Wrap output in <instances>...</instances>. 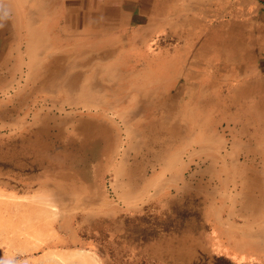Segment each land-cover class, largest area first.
<instances>
[{"label": "rangeland", "instance_id": "obj_1", "mask_svg": "<svg viewBox=\"0 0 264 264\" xmlns=\"http://www.w3.org/2000/svg\"><path fill=\"white\" fill-rule=\"evenodd\" d=\"M263 56L260 0H0V264H264Z\"/></svg>", "mask_w": 264, "mask_h": 264}, {"label": "bare ground", "instance_id": "obj_2", "mask_svg": "<svg viewBox=\"0 0 264 264\" xmlns=\"http://www.w3.org/2000/svg\"><path fill=\"white\" fill-rule=\"evenodd\" d=\"M23 1V0H22ZM47 18V17H46ZM27 19V18H26ZM29 20V19H28ZM20 21V20H19ZM18 21V22H19ZM17 27H19V26H17ZM44 30V29H43ZM84 30V29H83ZM45 31V30H44ZM39 32V31H38ZM31 33V32H30ZM41 33H42V29H41ZM18 34V33H17ZM32 34V33H31ZM35 34V33H34ZM36 35H38V34H36ZM33 36V35H32ZM31 36V37H32ZM28 37V36H27ZM34 37H36V36H33V38ZM5 38V37H4ZM46 38H47V36H46ZM27 40V39H26ZM52 40V39H51ZM57 41V40H56ZM8 42V41H7ZM59 42V41H58ZM58 42H56V43H58ZM30 43V42H29ZM28 43V44H29ZM60 43V42H59ZM51 44V43H50ZM21 46V45H20ZM27 46H29V45H27ZM14 47V46H13ZM19 47V46H18ZM20 49V48H19ZM29 50V49H28ZM114 50V49H113ZM231 50V49H230ZM27 51V50H26ZM28 52V51H27ZM33 52V51H32ZM35 52H36V50H35ZM243 52V51H242ZM78 54V53H77ZM106 54V53H105ZM37 55V54H36ZM66 55V54H65ZM241 55V54H240ZM73 56V55H72ZM79 56V55H78ZM107 56V55H106ZM28 57V56H27ZM70 57V56H69ZM244 57V56H243ZM259 57V56H258ZM264 57V56H263ZM32 58V57H31ZM217 58V57H216ZM242 58V57H241ZM248 58V57H247ZM250 58V57H249ZM248 58V59H249ZM260 58V57H259ZM243 59V58H242ZM246 59V58H245ZM35 60V59H34ZM75 60V59H74ZM33 61V60H32ZM242 61V60H241ZM247 61V60H246ZM3 62V61H2ZM31 62V61H30ZM35 63H36V61H34ZM34 63V64H35ZM239 63H240V61H239ZM243 63V62H242ZM75 64V63H74ZM247 64V63H246ZM264 64V63H263ZM39 65V64H38ZM240 65V64H239ZM28 66V65H27ZM72 66V65H71ZM21 67V66H20ZM33 67V66H32ZM59 68V67H58ZM62 68V67H61ZM33 69V68H32ZM60 69V68H59ZM66 70V69H65ZM236 70V69H235ZM234 70V71H235ZM57 71H59V70H57ZM30 74V73H29ZM58 75V74H57ZM57 77V76H56ZM78 80H80V79H78ZM76 81V80H75ZM258 81V80H257ZM264 81V80H263ZM70 82V81H69ZM214 82V81H213ZM212 82V83H213ZM67 84V83H66ZM229 84V83H228ZM72 86H73V84H72ZM227 86H229V85H227ZM232 86V85H231ZM46 88V87H45ZM228 88V87H227ZM236 88V87H235ZM251 88V87H250ZM249 88V89H250ZM231 92V91H230ZM230 95V94H229ZM252 98V97H251ZM254 98V97H253ZM66 99V98H65ZM75 99V98H74ZM245 100V99H244ZM253 100H256V98H254ZM217 101V100H216ZM222 102V101H221ZM244 102V101H243ZM247 102V101H246ZM75 103H76V101H75ZM248 103V102H247ZM35 104V103H34ZM70 104H71V102H70ZM78 104V103H77ZM89 104V103H88ZM249 104V103H248ZM257 104V103H256ZM220 105V104H219ZM246 105V104H245ZM80 106V105H79ZM93 106V105H92ZM214 106H215V104H214ZM218 106V105H217ZM249 106V105H248ZM243 107V106H242ZM259 107H260V105H259ZM82 108V107H81ZM79 109V108H78ZM98 109V108H97ZM246 109V108H245ZM92 110V109H91ZM248 110V109H247ZM77 111V110H76ZM260 111V110H259ZM259 111H258V113H259ZM233 113V112H232ZM232 113L230 114L231 116H233L232 115ZM238 113V112H237ZM240 113V112H239ZM255 113V112H254ZM234 115H235V112L233 113ZM255 115H256V113H255ZM242 116V115H241ZM235 117V116H234ZM250 117V116H249ZM256 117H257V115H256ZM259 117V116H258ZM260 117H262V116H260ZM243 118V117H242ZM264 118V117H263ZM236 120V119H235ZM242 120V119H241ZM252 120V119H251ZM253 121V120H252ZM240 122V121H239ZM253 122H255V120L253 121ZM258 122H259V120H258ZM215 123V122H214ZM241 123V122H240ZM243 123V122H242ZM249 123V122H248ZM217 124V123H216ZM261 124V123H260ZM87 126V125H86ZM148 126V125H147ZM241 126V125H240ZM243 126V125H242ZM250 126V125H249ZM258 126V125H257ZM216 127V126H215ZM244 127V126H243ZM240 128H242V127H240ZM82 129V128H81ZM80 129V130H81ZM190 129V128H189ZM78 130V129H77ZM191 131V130H190ZM256 131V130H255ZM263 131V130H262ZM188 132V131H187ZM249 132V131H248ZM253 132V131H252ZM258 132V131H257ZM95 133V132H94ZM243 133V132H242ZM246 134V133H245ZM264 134V133H263ZM87 136V135H86ZM190 136V135H189ZM256 136V135H255ZM254 136V137H255ZM97 137V136H96ZM95 137V138H96ZM115 137H117V136H115ZM183 137V136H182ZM253 137V138H254ZM262 137V136H261ZM256 138V137H255ZM258 138V137H257ZM256 138V139H257ZM104 139V138H103ZM61 140V139H60ZM59 140V141H60ZM105 140V139H104ZM254 140V139H253ZM33 141V140H32ZM56 141H58V140H56ZM239 141V140H238ZM248 141V140H247ZM263 141V140H262ZM64 142H65V140H64ZM106 142V141H105ZM181 142V141H180ZM251 142V141H250ZM31 143V142H30ZM70 143V142H69ZM89 143H91V142H89ZM48 144V143H47ZM60 144V143H59ZM83 144H85V143H83ZM107 145V144H106ZM168 145V144H167ZM260 145V144H259ZM67 146V145H66ZM80 146V145H79ZM85 146H86V144H85ZM240 146V145H239ZM31 147V146H30ZM59 147H60V145H59ZM91 148V147H90ZM108 148V147H107ZM255 148V147H254ZM108 149H110V148H108ZM249 149V148H248ZM37 150V149H36ZM39 150V149H38ZM247 150V149H246ZM250 150V149H249ZM254 152V151H253ZM44 153V152H43ZM250 154H252L251 152H250ZM254 156V155H253ZM217 157V156H216ZM218 157H219V155H218ZM209 159V158H208ZM258 159V158H257ZM90 161H92V160H90ZM239 161V160H238ZM252 161V160H251ZM86 162V161H85ZM258 162V161H257ZM87 163V162H86ZM85 163V164H86ZM250 163V162H249ZM252 163V162H251ZM226 164V163H225ZM240 164V163H239ZM244 164V163H243ZM81 165V164H80ZM250 165V164H249ZM260 165V164H259ZM263 165V164H262ZM252 166V165H251ZM239 167V166H238ZM247 167V166H246ZM230 168V167H229ZM241 168V167H240ZM253 168V167H252ZM251 168V169H252ZM255 168V167H254ZM258 169V168H257ZM232 171V170H231ZM250 172V171H249ZM259 172H260V170H259ZM229 173H231V172H229ZM264 173V172H263ZM142 175V174H141ZM263 178V177H262ZM262 178H260V179H262ZM262 181V180H261ZM127 183H128V181H127ZM144 183H145V181H144ZM253 183V182H252ZM141 186V185H140ZM138 187V186H137ZM185 187V186H184ZM187 187V186H186ZM190 187V186H189ZM125 188H127V187H125ZM134 188V187H133ZM188 188V187H187ZM197 188V187H196ZM128 189V188H127ZM130 189V188H129ZM193 189V188H192ZM222 189V188H221ZM143 190V189H142ZM182 190V189H181ZM236 191V190H235ZM251 191V190H250ZM245 194V193H244ZM197 195V194H196ZM185 196V195H184ZM190 196V195H189ZM205 199V198H204ZM259 199V198H258ZM262 200V199H261ZM254 204V203H253ZM256 206V205H255ZM255 206H254V208H255ZM258 208V207H257ZM256 208V209H257ZM258 210V209H257ZM259 213V212H258ZM261 213V212H260ZM180 236V235H179ZM181 237V236H180ZM172 238V237H171ZM178 238V237H177ZM193 239V238H192ZM189 242V241H188ZM162 245V244H161ZM186 245V244H185Z\"/></svg>", "mask_w": 264, "mask_h": 264}, {"label": "crops", "instance_id": "obj_3", "mask_svg": "<svg viewBox=\"0 0 264 264\" xmlns=\"http://www.w3.org/2000/svg\"><path fill=\"white\" fill-rule=\"evenodd\" d=\"M79 6H80V5L74 4L70 9H72V12H76V13H77V10H78V7H79ZM6 16H7V15L4 16V14H3V17L6 18Z\"/></svg>", "mask_w": 264, "mask_h": 264}, {"label": "water", "instance_id": "obj_4", "mask_svg": "<svg viewBox=\"0 0 264 264\" xmlns=\"http://www.w3.org/2000/svg\"><path fill=\"white\" fill-rule=\"evenodd\" d=\"M260 1L264 3V0H260Z\"/></svg>", "mask_w": 264, "mask_h": 264}]
</instances>
